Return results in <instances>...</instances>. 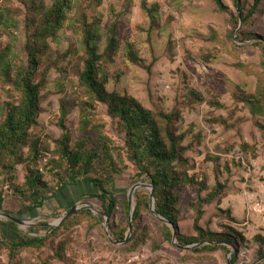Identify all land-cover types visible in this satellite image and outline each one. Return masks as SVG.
Segmentation results:
<instances>
[{
	"label": "rangeland",
	"instance_id": "rangeland-1",
	"mask_svg": "<svg viewBox=\"0 0 264 264\" xmlns=\"http://www.w3.org/2000/svg\"><path fill=\"white\" fill-rule=\"evenodd\" d=\"M221 1L225 12L219 10L214 0H74L70 20L57 39L49 40L50 50L38 68L37 77L48 69V84L41 93L35 131L49 147L38 161L43 179L51 187H58L48 161L55 141L63 133L59 126L62 104L69 112L65 124L75 137L79 125V72L84 67L85 51L78 20L86 15L89 21L99 24L103 33L119 21L121 48L114 62L105 69L106 88L133 97L152 111H181L175 130L177 135H185L182 145L189 147L184 153L189 175L206 183L203 198L219 183L225 186L215 202L203 206L199 225L204 231L235 236L238 245H229L235 253L233 257L226 250L195 253L193 249L180 248L178 242L166 241L162 221L146 211L139 222H134L132 234L141 235L142 241L135 250H127L130 241L116 244L110 234L111 224L116 229L129 224L130 214L127 217L119 203L113 218H109L110 237L105 230L106 220L99 224L84 221L50 239L40 251L24 252L22 258L29 264H229V261L231 264L234 257H237L235 264L259 261L260 251L264 253V140L259 128L261 119L238 102L236 94L239 89L254 93L258 83L257 75L242 70L239 64L244 63L258 73L264 71V54L258 45L264 43V0L250 23L237 28L236 47L230 40L234 18L239 14L236 3ZM33 2L49 7L52 0H0V54L6 50L19 62L27 59L25 20ZM240 3L248 12L254 0H240ZM147 10L153 11L155 18ZM105 40L104 35L101 51ZM129 52L136 54L141 64L130 60ZM11 89L0 79V123L6 113L5 103L16 97ZM191 91L202 93L207 102L195 101ZM214 95L219 96L221 107L210 104ZM97 107V118L104 132L118 146H123L125 136L108 115L107 108L101 104ZM124 158L125 168L116 178L120 201L127 199L134 185L144 183L136 179L138 169ZM26 164H18L15 170L1 167L0 213L8 210L15 218L34 225H55L67 214L64 209L75 204L90 203L102 211L97 199L84 198L99 193L87 182L59 188L58 194L40 209L19 210L23 196L16 188L25 182ZM141 190L151 193L149 189ZM179 195L174 206L179 232L185 237H198L191 207L198 201L197 188L182 184ZM31 226L19 227L27 230ZM8 262V254L0 253V264Z\"/></svg>",
	"mask_w": 264,
	"mask_h": 264
},
{
	"label": "trees",
	"instance_id": "trees-1",
	"mask_svg": "<svg viewBox=\"0 0 264 264\" xmlns=\"http://www.w3.org/2000/svg\"><path fill=\"white\" fill-rule=\"evenodd\" d=\"M214 1L221 12L226 11L221 0ZM262 1L254 0L252 7L246 12L240 0H235L239 14L234 18V30L230 33L233 46L236 47L234 35L237 28L240 24L250 23L251 18L258 13ZM73 8L74 0H52L49 7L33 2L25 20L27 59L23 62L16 61L6 50L0 54V79L12 87L11 90L16 96L14 101L5 103L6 113L0 123V169L5 167L15 170L18 164L27 163L28 174L25 182L16 188L23 196L19 210L40 209L47 200L58 194L59 188L62 190L66 186L87 182L99 193L88 194L84 198L97 199L101 204L102 212L110 219L113 218L117 205L121 203L128 217L131 211L128 197L120 201L116 194V178L125 168V156L138 169L136 179L154 185L155 211L174 225L179 245H198L193 249L195 253L226 250L230 254L232 250L229 245H238L235 236L228 233L216 234L210 230L204 231L199 225L203 206L215 202L223 193L225 186L219 183L206 198H203L202 192L207 189L206 183L195 178V175H189L186 169L188 162L184 159V153L189 147L182 145L185 135H177L175 130V123L179 121L181 111L179 109L170 112L152 111L146 109L137 99L115 91L109 92L106 88L108 76L105 69L109 63L114 62L121 48L118 38L119 21L113 23L103 33L98 27L99 24L89 21L86 15L83 14L78 20L85 56L84 67L79 72L81 96L78 103L80 114L77 137L65 124L69 112L66 105L62 104L59 126L63 133L61 138L55 141L56 146L51 151V158L48 161L51 167L49 171L57 179L58 187H51L43 179L38 161L45 156L44 152H48L49 147L44 143L39 132L35 131V126L41 110V93L48 84V69L37 77L38 68L42 64V58L50 50L49 40L59 37L60 31L70 20V12ZM155 10L156 8L153 11ZM147 11L150 17L155 18L153 11ZM104 35L106 44L101 51ZM236 38L239 40V35ZM258 45L261 46L264 54V43L260 42ZM128 55L134 63L141 64L136 54L129 52ZM238 66L258 77L256 91L247 93L239 89L236 99L254 117L261 119L259 128L264 140V71L258 73L244 63ZM190 96L199 103L207 102V98L202 93L191 91ZM99 104L107 108L108 115L124 134L123 146H118L104 132L103 125L97 118ZM210 104L216 107L222 106L219 96L215 95L212 96ZM26 154L27 159H25ZM2 173L3 171H0V175ZM182 184L197 188L198 201L191 204L195 213L194 229L198 234L195 238L183 236L178 228V212L174 206L178 203ZM135 199L134 222L137 223L144 211L151 214V193L146 190L137 191ZM1 205L2 198H0V210ZM71 208L64 210L68 213ZM3 213L13 216L8 210H3ZM84 221L99 224L105 222V217L89 209H81L58 227L40 223L27 230L21 229L11 220L0 219V253L8 254V264H29V261L22 258L24 252L40 251L50 239ZM161 225L164 239L172 243V228L163 222ZM128 227L129 224L116 229L111 224L112 239L119 243L123 242ZM141 241V235L137 237L133 235L129 242L131 246L127 250H135ZM259 260V264H264L262 251ZM236 261L237 257H234L231 264H235Z\"/></svg>",
	"mask_w": 264,
	"mask_h": 264
},
{
	"label": "water",
	"instance_id": "water-1",
	"mask_svg": "<svg viewBox=\"0 0 264 264\" xmlns=\"http://www.w3.org/2000/svg\"><path fill=\"white\" fill-rule=\"evenodd\" d=\"M141 189H149L151 191V204H150L151 212L154 214V216L158 220L162 221L163 223L169 225L172 228V230H173V243L177 244L178 239H177V230H176V228L174 227V225L171 222H169L167 219H165L164 217H162L161 215H159L155 211V198H154L155 188H154V185L153 184H145V183H139V184L134 185L131 188L130 192H129L128 200H129V205H130V208H131V213H130V217H129V229H128V233H127L126 239L123 242H121V243L117 242L116 244L124 245V244H126V243H128L130 241V238H131V236L133 234V229H134V214H135V208H136V206L134 204V195H135V193L137 191H139ZM81 209H89L92 212H94L95 214L103 215L105 217V220H106L105 230L107 231V233L109 235V223H110L109 217L106 214H104L102 211H100L98 208H96L94 205L90 204V203L75 204L65 216L61 217L58 220L57 224L50 225V226H54L55 227L57 225H60L69 216L74 215L77 211H79ZM0 219L11 220V221L15 222L16 224H18L20 227H26V226L34 225L33 223H31L29 221L22 220V219H17L14 216L6 215L4 213H0ZM109 237H110V235H109ZM179 247L182 248V249L190 250V249H194V248L198 247V245H192V246H181V245H179ZM234 254L235 253L233 251L230 254V256L233 257ZM258 262H260V260ZM229 264H230V261H229Z\"/></svg>",
	"mask_w": 264,
	"mask_h": 264
}]
</instances>
